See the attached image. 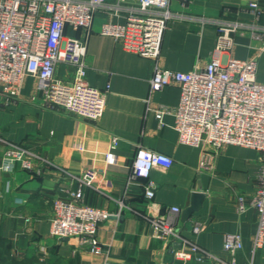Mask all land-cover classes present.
Returning a JSON list of instances; mask_svg holds the SVG:
<instances>
[{
	"label": "crops",
	"instance_id": "0c3cea01",
	"mask_svg": "<svg viewBox=\"0 0 264 264\" xmlns=\"http://www.w3.org/2000/svg\"><path fill=\"white\" fill-rule=\"evenodd\" d=\"M251 1L258 2L261 9L256 20L248 9ZM109 4L95 13L86 43L85 79L106 90L105 109L97 120L47 103L38 79L30 75L24 78L15 101L0 104V165L4 140L38 154L32 169L19 162L11 170L0 169V264L40 260L47 264H102L105 256L113 264H215L209 259L176 258V241L154 237L153 227L144 217L165 213L174 205L184 209L196 191L205 194L201 207L187 222L180 218L178 231L225 259L231 258L223 249L225 236L239 233L243 247L236 252V264H264V248L253 245L259 213L251 203L264 165L263 152L227 143L213 155L212 170H200L204 146L180 142L174 114L157 117L161 106H178L180 86L168 84L153 90L150 85L156 65L181 71L204 66L217 40L216 24L209 20L218 19L249 25L233 35L227 54L240 59L256 57L257 79L264 82V39L251 31L255 22L264 26V0H171L172 15L157 59L127 50L114 36L101 33L105 21L123 23L136 8L130 0L123 3L121 14L113 15ZM65 32L86 34L70 25ZM74 71V65L61 63L56 76L72 79ZM113 137H118L119 143L112 150L115 161L109 162L106 153ZM139 146L166 153L174 160L169 168L155 166L151 170L150 178L156 184L151 199L138 181L127 184ZM88 167L98 173L94 186L84 187L85 201L111 213L99 223L96 234L107 255L91 252L77 237L59 238L50 232L53 199L66 194L63 188L78 187L66 171L78 174ZM241 197L247 204L244 210L239 209ZM195 221L204 225L199 232L193 230Z\"/></svg>",
	"mask_w": 264,
	"mask_h": 264
},
{
	"label": "built area",
	"instance_id": "2783aa9c",
	"mask_svg": "<svg viewBox=\"0 0 264 264\" xmlns=\"http://www.w3.org/2000/svg\"><path fill=\"white\" fill-rule=\"evenodd\" d=\"M130 0H0V104L8 105L20 94L23 80L30 75L38 79V87L47 103L59 106L77 116L97 120L105 109L106 90L89 84L86 79V43L94 15L110 7V14L119 15L123 3ZM136 8L123 23L105 21L101 33L114 36L122 46L138 54L157 59L167 20L171 17V0H131ZM248 9L255 20L261 12L259 3L251 1ZM206 20H202L205 23ZM216 24L215 51L204 65H195L188 71L156 65L150 78L153 90L168 84L181 88L177 107L161 106L157 117L164 113L175 116V128L182 143L204 146L200 170H212L213 155L224 144L232 143L256 148L264 154V82L257 79V58L240 59L227 54L233 46V35L249 26L239 20H209ZM81 28L83 36L67 35L66 26ZM251 26V25H250ZM251 31L264 39V26L254 23ZM61 63L75 66L72 79L56 76ZM0 169L11 170L16 162L32 169L38 157L34 151L4 140ZM119 143L113 137L106 153L109 162L115 161L112 152ZM173 158L163 152L139 146L134 155L128 186L137 181L145 195L153 198L155 182L150 178L155 166L169 168ZM66 171V170H64ZM78 182L76 189L63 188L65 195L53 199L54 213L50 232L53 236L77 237L91 252L104 254L96 234L99 223L111 213L103 207L85 201V186H94L97 170L88 167L76 174L66 171ZM144 179V182H141ZM252 205L259 213L253 238L254 248H264V165L259 174ZM124 207L121 202V209ZM247 204L239 199V209ZM182 208L171 206L165 213L144 214L153 227V236L167 242L180 241L174 256L181 260L209 259L215 264H236V252L243 247L239 233L225 236L223 249L231 258H221L178 231ZM204 225L195 221L193 230ZM32 264H47L43 260ZM102 264H113L105 256Z\"/></svg>",
	"mask_w": 264,
	"mask_h": 264
},
{
	"label": "water",
	"instance_id": "95a60500",
	"mask_svg": "<svg viewBox=\"0 0 264 264\" xmlns=\"http://www.w3.org/2000/svg\"><path fill=\"white\" fill-rule=\"evenodd\" d=\"M204 196L205 194L202 191H196L193 193L190 205L182 209L181 220L183 222H187L191 218L193 213L200 209ZM174 245L179 247L181 245V242L176 241Z\"/></svg>",
	"mask_w": 264,
	"mask_h": 264
}]
</instances>
